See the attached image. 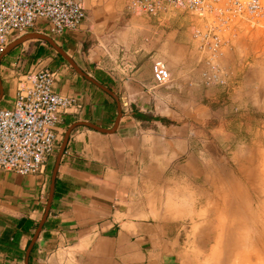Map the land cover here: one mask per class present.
<instances>
[{
    "label": "rangeland",
    "instance_id": "374dc122",
    "mask_svg": "<svg viewBox=\"0 0 264 264\" xmlns=\"http://www.w3.org/2000/svg\"><path fill=\"white\" fill-rule=\"evenodd\" d=\"M85 9L76 39L35 34L51 39L79 69L107 77L140 128L158 133L161 125H172L186 131L187 156L203 165L198 183L206 197L196 203L195 187L172 183L147 202L153 219L177 223L182 264H264V21L223 25L213 56L195 38L205 22L183 10L149 16L131 9L129 0H88ZM37 44L49 55L38 66L73 74L44 41H27L20 50ZM156 61L170 71L169 84L153 83ZM227 227L240 240L235 256L228 255L229 244H219ZM245 237L251 239L247 244Z\"/></svg>",
    "mask_w": 264,
    "mask_h": 264
},
{
    "label": "crops",
    "instance_id": "0c3cea01",
    "mask_svg": "<svg viewBox=\"0 0 264 264\" xmlns=\"http://www.w3.org/2000/svg\"><path fill=\"white\" fill-rule=\"evenodd\" d=\"M76 31L59 38L76 39ZM21 45L0 59V107L14 100L20 75L49 61L41 44L29 52ZM49 70L58 74L55 91L83 110L62 116L43 174L0 171V264H182L177 223L153 219L147 202L172 183L195 187L196 203L206 197L186 131L140 128L99 72L79 69L86 79L74 69Z\"/></svg>",
    "mask_w": 264,
    "mask_h": 264
},
{
    "label": "built area",
    "instance_id": "2783aa9c",
    "mask_svg": "<svg viewBox=\"0 0 264 264\" xmlns=\"http://www.w3.org/2000/svg\"><path fill=\"white\" fill-rule=\"evenodd\" d=\"M88 0H0V57L8 45L24 35L60 37L76 31L86 19ZM131 9L156 16L168 9L183 10L205 22L195 33L203 53L217 55L221 27L236 21H264V0H129ZM156 86L171 82L164 63L153 62ZM57 72L30 70L18 77L15 98L0 107V171L21 176L41 175L57 146V127L64 115H78L82 106L55 91Z\"/></svg>",
    "mask_w": 264,
    "mask_h": 264
},
{
    "label": "water",
    "instance_id": "95a60500",
    "mask_svg": "<svg viewBox=\"0 0 264 264\" xmlns=\"http://www.w3.org/2000/svg\"><path fill=\"white\" fill-rule=\"evenodd\" d=\"M31 40H37V41H44L46 43H48L52 48L55 49V51L63 58L65 59L70 65L71 67L77 71L81 76L85 77L86 79H89V77H87L85 74H83L77 67L76 65L72 62V60H70V58L58 47L56 46V44L49 38L39 35V34H30L28 36L22 37L19 40H17L16 42H13L8 48L7 50L4 52V54L6 52H9L10 50H12L13 48L17 47L18 45H21L24 42L27 41H31ZM3 56V54L1 55V57ZM0 57V59H1ZM106 92H108L110 95H113L110 91L104 89Z\"/></svg>",
    "mask_w": 264,
    "mask_h": 264
},
{
    "label": "bare ground",
    "instance_id": "6f19581e",
    "mask_svg": "<svg viewBox=\"0 0 264 264\" xmlns=\"http://www.w3.org/2000/svg\"><path fill=\"white\" fill-rule=\"evenodd\" d=\"M224 174V173H223ZM239 192V191H238ZM238 212V211H237ZM237 212H235V213H237ZM187 213H189V212H187ZM186 213V214H187ZM226 213V212H225ZM234 213V212H233ZM239 213V212H238ZM237 213V214H238ZM202 215L204 216L205 215V212H203L202 213ZM234 215H236V214H234ZM230 218H229V220H231V216H229ZM221 218H223L222 216H221ZM220 218V219H221ZM204 219V218H203ZM207 219V218H206ZM206 219H204V220H206ZM196 227V226H195ZM228 228V227H227ZM230 228V227H229ZM228 228V229H229ZM225 229V228H224ZM234 231L232 228L231 229H229V230H226V232H225V235H223L222 237H221V240H220V242H219V244H222V245H225V244H227V246H228V244L231 246V249H232V251H231V249H230V251H229V253H228V255H230V252H232V255L234 254V256L237 254L236 252H237V248L239 247V242L238 241H240L239 240V237L237 236V235H234L233 236V233H232V236H230L231 234H230V232L231 231ZM246 236H248V235H246ZM251 237V236H250ZM243 237H240V239H242ZM261 240V238H258V240ZM246 240V241H245ZM247 240H251L250 238H248V237H245V239L243 240L246 244L248 243V241ZM257 240V239H256ZM238 245V246H237ZM241 249L243 248H246V245L245 244H243L242 245V247H240ZM241 249H239L238 251L239 252H241V251H243V249L241 250ZM263 249V248H262ZM238 252V253H239ZM231 256V255H230ZM234 260H236V258L234 257ZM237 262H238V260H237ZM239 264V263H238Z\"/></svg>",
    "mask_w": 264,
    "mask_h": 264
}]
</instances>
